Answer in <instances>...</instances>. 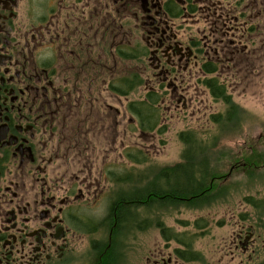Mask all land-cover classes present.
<instances>
[{
  "label": "flooded vegetation",
  "instance_id": "flooded-vegetation-1",
  "mask_svg": "<svg viewBox=\"0 0 264 264\" xmlns=\"http://www.w3.org/2000/svg\"><path fill=\"white\" fill-rule=\"evenodd\" d=\"M262 74L264 0H0V264L212 263L194 244L207 218L153 225L155 186L124 212L143 188L125 136L142 134L147 94L178 111L194 75L213 97ZM221 215L216 261L264 264V215ZM152 227L165 250L126 259L119 238Z\"/></svg>",
  "mask_w": 264,
  "mask_h": 264
},
{
  "label": "rangeland",
  "instance_id": "rangeland-1",
  "mask_svg": "<svg viewBox=\"0 0 264 264\" xmlns=\"http://www.w3.org/2000/svg\"><path fill=\"white\" fill-rule=\"evenodd\" d=\"M129 67L133 68V64L127 62V74L133 71ZM145 76L143 73L142 86L145 85ZM197 78V75H194L189 81L190 88L183 110H169L167 103H162L159 106V125L154 129L146 132L142 130L140 136L137 130L127 129L125 143L127 149H130L129 154L133 156H127L126 162L133 161L134 157L142 163L126 173L128 179L140 174L143 178L140 184L143 187L150 182L152 174L159 175L164 168L186 164V151L189 148L180 136H189L194 145L192 149L197 152L196 160L206 158L205 166H196L202 172L205 169L208 171L201 180L202 187L198 189L202 193L197 199H164V205H160V198L166 196L163 192L166 183L159 175L155 186L161 187V190L153 193L158 196V209L154 212L156 215L152 223L154 225L155 221L160 220L164 226L174 225L175 230L181 232L182 229L177 223L182 218L190 221L198 215L207 218L208 228L202 234H195L197 241L194 244L204 251L206 259L213 258L212 263L208 264H224L216 261L220 255L218 246L221 236H227L230 230L229 225L218 227L217 221L226 220L221 214L264 215V74L254 75L251 83L241 82L232 89H227L229 93L225 92L224 95L229 97L227 101L208 95V92L198 85ZM187 84L186 82L184 86ZM144 94V88L137 89L127 95V100L143 98ZM231 107L232 114L227 116L226 111ZM218 114L221 115L218 121H215L213 117ZM126 115L128 116V112ZM194 164L197 163H190ZM172 165L174 166L170 167ZM232 165L236 167L231 169ZM227 173L229 176L223 179ZM195 175L199 177L201 173ZM172 179L174 180V177L167 182L173 183ZM133 185L135 184L127 183V191L132 189ZM141 214H146L143 209ZM176 218L177 222L174 220ZM188 230L190 235L195 231L191 225ZM119 242L125 245L126 259L136 257L139 250V258L142 261L151 249L165 250L166 246L159 230L154 227L141 232H125ZM210 254L213 257H210Z\"/></svg>",
  "mask_w": 264,
  "mask_h": 264
},
{
  "label": "trees",
  "instance_id": "trees-1",
  "mask_svg": "<svg viewBox=\"0 0 264 264\" xmlns=\"http://www.w3.org/2000/svg\"><path fill=\"white\" fill-rule=\"evenodd\" d=\"M212 95L215 98L221 97L223 98L224 101H227V99H229L228 96H224L225 95V91L221 90V89H215L214 91H212ZM146 99L147 100H143L142 102H140V113L142 116L141 119V128L143 131H150L152 129H154L157 125H159V118H160V114H159V107L155 106V104H157L159 97L158 96H151L149 94L146 95ZM229 104V103H228ZM231 106H235V105H231ZM232 109L233 107L229 108L228 111H226V115L230 116V114H232ZM133 110V106H131V111ZM234 113V112H233ZM221 114H218L217 116H214L213 119L215 121H218L219 117ZM159 130V129H158ZM181 140H183L187 147L189 148L186 151V159H187V163L186 164H190V163H201V164H205V157L200 158L199 161H197L196 157L197 156V152L195 151V149H192L194 147L193 142L191 141V138H189V136H180ZM190 152H194L193 154ZM195 157V158H193ZM198 157V156H197ZM261 159L259 158V161ZM201 172H200V171ZM178 173V176L174 177L173 183L171 182L168 183L167 181L170 180L169 176L172 173ZM196 173H201V175H199V177H197L195 174ZM205 173L207 174L208 171L205 169L204 172H202L201 169H197V168H193L192 166L189 165H185V166H174L173 168H164L163 170H161V174L162 177L165 180V189H164V195L162 198H160L159 200V204L160 205H164V203L162 202V200L164 199H169L168 195L171 194H175V195H185L189 192H195V190L197 191L198 189H200L202 186V179H204ZM194 174V175H193ZM204 174V175H203ZM172 181V180H171ZM215 181V179H214ZM155 186V182H148L145 186H143V188L141 190L138 191H133L130 193L126 194V200L127 203L124 206V212H128L129 211V207L133 208L136 204L133 201V199H135L137 196H141L142 198H144L147 195H149L148 198H150V194L149 192L152 189V187ZM156 187V192L161 190V187L157 188Z\"/></svg>",
  "mask_w": 264,
  "mask_h": 264
}]
</instances>
